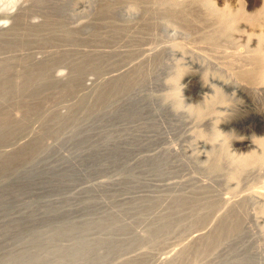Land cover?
Instances as JSON below:
<instances>
[{
  "label": "rangeland",
  "instance_id": "1",
  "mask_svg": "<svg viewBox=\"0 0 264 264\" xmlns=\"http://www.w3.org/2000/svg\"><path fill=\"white\" fill-rule=\"evenodd\" d=\"M91 1L92 0H40V1L39 0H0V23L6 24L7 26H10V25L13 26V23H14V26H15V23L17 24V22L19 20L18 24L20 27L19 26L18 27H19V29L22 28L23 30L22 29L21 30L25 32L26 30L28 31V29L31 30L27 25H25V22L27 23L30 20H37V21H41V22L44 21V23L42 25L44 26V24H45L48 28H50V32H59L58 34H60V36H61V34H63L62 38L61 37L53 38L52 42H50V41L44 42L41 40L38 41V40H33L31 38L28 39L26 36H24L19 40H14V41L10 42L11 45L13 46V48L10 51H8V48H6L4 46L0 49V71H1L0 72V75H1L0 76V104H1L0 105V112H2L1 113L2 115L0 114V116H1L0 117V150H2L3 152L6 150H8V151L12 150L14 148V146H16V143H18L20 141H22L24 143L23 140L29 139L28 137H30V139H32V142H31V140H29V141L25 140V142L27 141V143H30L31 145L29 146V144H28V146L23 149L24 151L23 150L20 151L21 149L18 150V148H17L15 151L16 153L15 154L13 153L9 157L3 156L1 158V155H0V170L3 171V174L0 171V174H1L0 175V264H9V263L13 264L15 262H17L15 264H18V261H19V264L20 263L21 264H26V263L33 264L34 260L32 261V259L34 256L35 257L39 256V259H40V256L42 258L49 257V258H47V260L49 259V264H144L145 262H146L145 264H147V263L148 264H156V261H157L156 257H158V255H159L158 258H160L161 256H164V255H165L164 257H166V255L168 256L169 253L165 252V251L170 250L171 248L174 249L175 252L172 249H171V251H169L170 252L169 255H171V254H174L177 252V250H175V249H178V251L181 250L182 248H180L179 246L181 245V247H184L183 245H186V243H188V241L190 240V239L188 240V238L190 236H192V232H193L192 230H194V231L196 230L195 233L193 232V235H194L196 233L202 232L200 230H205V231L210 230L209 227H214V229L211 228V230L212 229L213 230H215V229L221 230V228H223V227L215 225V224H212L214 226L207 225L204 228V225H206V224H202V222H197L199 226L196 225V223H194V224L191 223L190 224L191 226L189 224L187 226V224L186 225L185 224H178L176 222L175 223H167V224H151L150 222H148L145 219H138V217H139V203L137 204V201L130 202L128 199H134L137 197V195L141 194V191H142L141 188L137 187L136 183L132 182V180L127 181V180L119 179V178H121L120 177L121 175L118 176L119 171L118 172H116V171H117V169L119 170V168L116 165H113L111 170L103 172V174L102 173L95 174L96 172L94 173V170H93L94 168L92 166L93 165L92 164L93 158H92V149L91 148L93 147L92 146V142H93L92 141L93 140V127H92L93 126V119L92 118H93V114H94V104L95 103H94L93 98H91L92 92L89 91L90 88L92 91V82H91L92 80L91 79H96L98 77L108 78V76L110 77L111 75L116 74L117 70H120V68H122V64H123V66H125L126 63L129 62V61L127 62L126 60L131 61L127 65L131 64L132 62L133 63L136 61L138 62L140 60L139 58H141V52L142 51H140V50H142L144 48H148L149 45L147 44L148 46L145 45L146 47L145 46L143 47V45L140 46L137 44H129L126 40H123V42H121L117 38V36L119 35V34H117L118 31H117V33L112 34L111 40H109L108 42H104V43L101 41L100 42H98V41L94 42L95 40H94V38H93L94 36L92 35V32H91V27H87L85 29L86 31L84 33L82 30L81 31L82 35H81V33L79 34V32L77 34L74 32L71 33L72 35L74 34L73 35L74 37L70 34V32H66V33L63 32L70 27H74V26L82 25V24H87V25L90 24V22H91V14L90 13L92 12V10H91L92 9V4H91L92 2ZM237 1H239V2L237 3ZM36 2L37 3L39 2V3L37 4ZM230 2H231V4H233V6L236 4L237 5H245L246 8H249V9H247V12L250 11L249 13H251V12L256 13L257 11H253V10H255L256 8L259 9V7L263 3V0H230ZM13 3L18 4L17 6L24 5L27 8L24 6H23L24 9H22L23 8L22 6L21 7L19 6L20 10L18 9L17 6L15 8H13L12 7ZM186 5H184L185 10H183V7H182V9L178 8L179 10H182L183 12L182 11L179 12L178 9H177L178 11L175 9L179 18H177V16L175 17V15H176L175 11H174L175 14L173 13V15H172L171 14L172 12H171L169 15L174 16L175 18H177L181 22L183 21L184 29H186V31H189V33L191 34V36H190L191 38L193 37L192 39H190V37L188 39H186V42H185V40L181 41V42H183L182 44H184L183 47L176 49L174 51V53H176L178 51V53H176V56L179 57V56L184 55L185 57L184 56L182 57V58H184L183 60L184 61L187 60L186 62L188 63V65L192 64V65H189L190 67L187 65L189 67V68L187 67L188 71L190 72V70L192 69L191 72H193V73L190 72V74H189L190 77L188 78V80L190 79L191 81L189 80L188 81L189 84L188 83L185 84V86L186 85L187 86H186V88H185V86L183 87L184 90H182L183 91L182 94H183V99L184 98L186 99V100L184 99L186 103L190 104L192 101H194V102H192V104L197 105V104H200L202 102L201 100H203L206 93H208V92L204 91V93L202 95V93H201L202 91L200 90V85L202 83V82H200V81H202L201 79H203V82L207 81L206 78L204 79L205 76H202L203 73L205 72L204 69L206 67V65H203V63L201 62L203 59L202 57L205 56L207 54V52H210V49L211 48L213 49L214 45H216V44H214L215 43L214 40H211V38L209 36V34L214 33V29L210 28V25H212V23L207 22V20H205V18L207 16L205 17L204 14L197 11L195 9L196 6L194 4H192V5L188 4L187 6ZM28 7L29 8L31 7V9H29ZM187 7H189V8L187 9ZM192 7H195V8H192ZM25 8H26V10H25ZM186 9H187V11H186ZM8 10H11V15L12 14L15 15L14 13H18V14L21 13L22 14V12L24 11L23 12L24 17H22L21 15L16 16L17 15L16 14L15 16L18 17V19L15 20L16 17H15V19H14V17L12 18L11 15L9 14ZM188 11H190V12H188ZM64 14L65 15L67 14L68 16L66 17ZM46 15H48V16H46ZM185 15H187V16H185ZM61 16H62V18H61ZM187 18H188V20H187ZM207 19H208V21H210L209 17ZM56 20L57 21L59 20V22L61 20V22H62L61 25H64V26L61 27V25H59L60 23L58 24V22ZM21 22L25 25V26L23 25V27H25V28H23L21 26V24H22ZM241 22H240L241 28L245 27L247 29L248 33H250L253 30V27L248 26V25H251L249 22L244 21V20ZM63 23L67 24V26H66L67 28L65 27V24H63ZM53 24H57L58 28L56 26H54ZM16 26H15V28H17ZM186 26H187V28H186ZM60 27L62 28L61 29L62 33L59 30ZM53 28H55V29H53ZM63 28H66V29H63ZM24 29H26V30H24ZM171 32H170V34H172ZM25 33H28V32H25ZM64 33H65V35H64ZM67 33H68V36H67ZM69 34H70L71 38H68V37H70ZM178 35H179V32H178L177 36ZM180 35H181V33H180ZM185 35H183V36H185ZM75 36H77L79 38H77ZM194 37H197V40L200 39V41H196V39ZM198 37H199V39H198ZM59 38H60V40H59ZM66 38H68V39H66ZM189 39L194 40L195 42L190 41ZM180 40H182V39H180ZM188 40H189V42H188ZM211 43H213L214 45L213 44L211 45ZM193 45H194V47H193ZM219 46H221V45H219ZM215 47H217V46H215ZM239 49L244 50L243 47H241ZM98 50L108 51L111 53L107 56L103 55L101 60L96 59L97 61L95 63L94 62V60H95V57H94L95 54L94 53H96V51H98ZM116 52H118L119 55H117ZM195 52H197V54ZM179 53H181V54H179ZM86 54H87V57L85 56ZM93 54H94V56H93ZM202 54H204V55H202ZM45 55H48L46 60L44 61L45 63L42 62L45 65L43 66L42 63L39 64L41 67L39 69L40 71H38V70L34 71L35 69H37L36 66H38V64H36V66H35V63H31V65L33 64L31 66V65H29V63L31 61L33 62L32 59L34 57H42ZM124 55L126 56L125 59L122 58V56H124ZM189 55H190V57H189ZM195 55H196V58H194V59L196 60V63H195V60L193 58L191 59V57H195ZM198 55L202 59L198 58L197 57ZM93 57H94V59H93ZM179 58H180L179 61H182L181 57H179ZM179 58H177V59H179ZM197 60H199L200 63H197L198 62ZM22 61L25 63H22ZM27 61H29V62H27ZM192 61H194V62H192ZM184 63L185 62H183V64ZM187 63H185V64H187ZM27 64L29 65L28 68H26V66H28ZM198 64H199V66H198ZM46 65H47L46 69H48V70L45 69L46 72H44L45 70L43 69V67H45ZM120 65H121V67H120ZM194 65H197V66H194ZM201 65L203 68L198 70L197 74H196V72L194 73L195 69H193V68L196 67V69H199ZM223 67H225V66H223ZM144 70L147 71L146 69H144ZM201 70H204V71H202V74H201ZM145 71L139 72L138 74H129L125 78L123 83H120V82H117L114 84L109 83L108 85H110V86L107 85L104 88L105 91H104L102 100L105 97H108L109 99L116 98L118 96V92H120L122 89H123L122 92L128 93L129 91L134 90L139 84L140 85L137 87L136 92H138L142 95L144 94L145 97L151 98V99H152V96H154V97L160 96L161 92L156 91V89L154 88V85H151L149 83V79L147 80V75H146ZM222 71L224 72L225 70H222ZM36 72H38V73L41 72V73H39L41 75H39L38 73L37 74H38V76L41 77V80L43 78L44 83H41L42 81L38 78V76L36 77V75H37V74L35 75ZM43 73L45 75L50 74L53 77L50 78L51 76L50 77L45 76V75H43ZM225 73L227 74V72H225ZM52 74H54V75L55 74H57V75L61 74L59 76H62V74H63V76L65 75L64 78H66V77H67L66 79L70 78L69 80H71V81L69 82V80H67L68 82H66V80H64L66 83L63 84V82L62 83L59 82L57 84V81L55 82V80H53V78L57 75L54 76ZM108 74H110V75H108ZM192 74H194V75H192ZM34 75H35V77H34ZM42 76H45V77H42ZM2 77H6V78H2ZM30 77L32 80L30 79ZM46 77H47V79L49 77V79L47 80ZM199 77L200 78L202 77V78L200 79ZM35 78L36 79L38 78L39 81H41V82H39L38 80L34 81V80H36ZM150 78L152 81H154L155 72H152ZM211 79H210V81L213 80L212 82L218 81V79L216 77L213 78L212 80ZM46 81H51V84L48 82L46 83ZM52 82H54L55 84H53ZM88 84H91V85H88ZM86 85L90 86V87H86ZM242 86H245V85L243 84ZM245 88L247 90L241 89L239 92L236 90L237 93L233 90L235 92L234 93L235 99H234V97H232L234 99V100H232V98L229 97V98H231V101H235L237 103V101H239L240 99L241 100H240V102H238V104L231 102V104H230V106L232 107L231 110L229 108L230 106L227 108L228 110L231 111V112L229 111L230 112L229 115H232L234 112H236L235 109H237V112L234 113L231 117L229 116L228 119L226 120V123L223 125V126H225L226 129L224 127H222L225 130L226 136H228V138H226L227 141L229 142V140H230V142H232L231 145H233V146L231 147V149H233L234 147L237 148V146L240 147L239 145L241 143H243V140H251V139L255 140V138H254L255 136L257 138H261L264 136V134H263V132H264V121H263L264 120L263 119L264 118V109L262 110V108H264V106H262V104L264 103V95L263 94L260 95L261 93L259 91L254 90L253 89V88H255L254 86H252V88L251 87H245ZM40 89H41V91H40ZM231 90H230V92L232 94L233 91H231ZM199 91L201 94L199 93ZM31 92H32V94H31ZM34 92L36 94H34ZM228 92L229 91H227V93ZM252 92H253V94H252ZM254 92L255 93L257 92V94H255ZM50 93H52V94H50ZM198 93L200 95H198ZM56 94H57V96H56ZM123 94L124 93H122V95ZM246 94H248V95H246ZM251 94L253 96H251ZM48 95H50V96H48ZM228 95L230 96V94H228ZM241 95H243V96L246 95L247 97L245 96V97L241 98L242 97ZM38 96H40V97H38ZM187 96H191V97L187 98ZM237 96H239L240 98H238ZM28 97H30V98H28ZM46 97L49 100H47ZM18 98H21V99H18ZM51 98H53V99H51ZM42 99L43 100L45 99L48 103L46 101H43ZM195 99H197V100H195ZM260 99H263V100L261 101ZM23 100H24V103H23ZM26 100L27 101L29 100V101L27 102ZM102 100H100V102ZM111 100H114V99H111ZM188 100H191V102L190 101H189L190 103L187 102ZM12 101H13V103H12ZM38 101H39V103H38ZM250 101H252V102H250ZM253 101H254V103H253ZM259 101H261L263 103L261 104V102H259ZM30 102L34 103V105L28 104ZM243 102H244V104H243ZM249 102L251 103L252 106L249 104ZM3 103H5V105ZM6 103L8 105H6ZM43 103H45V104H43ZM49 103L50 104L52 103V104L50 105ZM101 103H103V102H101ZM242 104H243V106L241 107ZM13 105L16 107V109H15V107H13ZM237 105L240 107L238 108ZM51 106L53 109L52 108L50 109ZM44 107H46V108H44ZM4 108H6V109H4ZM26 108H29V110ZM38 108H39V110H38ZM20 109L22 110V112L24 114L22 112H21L22 115L20 114ZM232 109H234V110H232ZM239 109H241V110H239ZM32 110H34V111H32ZM46 110H47V112H46ZM9 111L13 112L14 114L11 113L12 114L11 115ZM27 111H29V112H27ZM59 111H61V113ZM232 111H234V112L232 113ZM37 112H38V114H37ZM48 112H50V114ZM58 112L61 115H59ZM226 112H228V111H226ZM45 114H47L48 117ZM112 114H113V116L111 118V122L108 123L109 124L108 132L106 134L107 138L109 137V140L111 143H113L116 140L117 136L122 132V130L124 128V125L121 122H119L118 116H115V111L112 112ZM259 114H260V116H259ZM10 116H11V119H10ZM14 116L16 117V119ZM17 116H18V118H17ZM19 117L21 119H19ZM1 118H3V120ZM23 119H25V120H23ZM29 119H31V120H29ZM9 120L12 122H9ZM25 121H27V122H25ZM17 122H19V123L21 122V123L19 124ZM262 123H263V125H262ZM11 124L12 125L14 124V125L12 126ZM17 124H19V126L21 125L20 127H22V129L18 128L19 126ZM15 125H16V127H14ZM227 125L229 126V129H228ZM233 126H234V128L231 129ZM259 126H261V127H259ZM7 127H10L11 129L7 128ZM189 127L192 128V126H190V125H189ZM36 128H38V129L35 131ZM200 128L203 129V127H200ZM256 128H257V130H256ZM51 129H53V131L56 130L55 133H53V131ZM223 129H222V131H223L222 133H224ZM32 131H35V132H33L34 134L32 133ZM46 131L48 132L47 135H46ZM37 132H39L40 134ZM260 132L262 133L263 136L261 135ZM190 133H191V130H189L186 133L187 135H185L184 138H182L183 140L178 139V138L173 139L172 141H174V143H176V144L173 143V145L175 147L181 148L180 144L181 145L182 144L183 145L184 144L190 145V142L192 141V143L195 142V144L193 143L194 145L191 148H193L192 150H194L196 152V150H195L196 147H194V146L195 145L199 146L200 145L199 141H201V140L203 142L207 141V138H209L211 136V135H208V136L206 135L207 137L205 136L203 138H200L201 140H196V141H198V142H196L195 138H193L194 136L193 137L191 136L193 133H191V135H190ZM234 133H237L238 135L234 134ZM257 133L260 135H258ZM55 134H57L58 136H56ZM225 134H223V135L225 136ZM43 135H46L47 137L46 136L43 137ZM251 135H253V136L255 135V136L252 138ZM31 136L32 137L34 136V137L32 138ZM50 136H51V138H50ZM248 137H249V139H248ZM184 139H185V141H184ZM237 139H239V140H237ZM4 140H6V141H4ZM43 140L45 142L46 141L47 142L45 143ZM177 140H179V141H177ZM235 140H236V142H235ZM43 142H44V144H43ZM52 142H54V143H52ZM233 142H235V144ZM14 143H15V145H14ZM208 143H210V141ZM41 144H43V145L41 146ZM50 145H52V146L50 147ZM53 145H54V148L52 149ZM201 145L199 146L200 148L197 146L199 152H196V154L205 150V149L203 150L204 147H201ZM33 146H35V147H33ZM44 146H48V147H44ZM11 147H12V149H10ZM49 147H50V149H49ZM30 148H31V150H30ZM201 148H202V151H200ZM240 148H238L239 152H241L242 150H243L242 151L243 153L248 152V151H245V148L242 150ZM2 151H0V152H2ZM26 151H28V152H26ZM41 151H42V153H41ZM194 151H192V152L195 154ZM206 151H209V148ZM30 152L32 153V155ZM27 155H28V158H27ZM188 155H191V154L188 153ZM29 156H31V159ZM3 158H4V160H3ZM26 159L29 161H27ZM37 159H38V161H37ZM9 160L11 163L9 162ZM24 161H27L28 163H30V161H32L34 166L32 163L27 164ZM192 161L193 160H190V158H189L186 161V162H188V165H189L188 167L186 166L183 170L181 169L182 171H180V172L178 171V173H176V174H171V175H168L166 177H163V178H161L160 181L156 182L155 186L152 188L154 193L158 196H162V195L164 196L165 195L164 191L167 189V187L169 185L173 186L175 183H179V182L187 184V186L195 185V184H207V185L211 186L212 190H213L212 191L213 193L209 192L208 194L218 193L220 195L218 197V194H216V196L218 198H222V195H223L224 197H226L227 199H231L232 201L234 199L237 200L239 195L242 196L245 194H250V193H253L255 190L264 191L263 190L264 188L261 189V187L259 185L260 183H258L256 181V177L255 178L253 177L255 173H258L257 170L251 171V173H252L251 175L247 174V173L245 174V176L243 175L244 177H242L241 183L237 187V184H236L237 180L236 179L229 181L227 184L225 182H223V181H226L225 171L221 172V173L224 172V174H222V175L220 174L219 170H215L213 172H207L206 170H204V166H203L202 170H198L192 165ZM24 163H26L30 168L27 165H25ZM16 166L18 167V169L16 168ZM3 167L7 170V173H9V174H5L6 170ZM25 167H27V168H25ZM14 168H16V169H14ZM12 169H14V171ZM187 169H188V171H187ZM112 170H114L113 173H112ZM10 171H12V173ZM217 171H219V172H217ZM114 175L116 177H114ZM117 179H119V180H117ZM221 179H223V180L221 181ZM102 180L109 182V183L106 182L107 186H105V183H104L105 181L102 182V183H104V187H103V184L99 183V181H102ZM120 180H122L123 184L120 182ZM253 180H255L254 181L255 185L253 184ZM96 182H98L99 184L97 183L98 184L97 187L94 188V186H96V184H95ZM221 182H223V183H221ZM228 184L231 188L237 187L235 189V191H230ZM257 184L259 186H257ZM86 185L88 187H91V188L87 187V189H85ZM99 185H100V188H99ZM81 187H84L83 189H85V190H81ZM219 189H221V190H219ZM85 194H87V195H85ZM90 195L91 196L93 195V196L91 197ZM82 196L84 199L82 198ZM111 197H112V199H111ZM226 198H224V199H226ZM109 200H110V202H109ZM115 200H117V201H115ZM29 203H30V205H29ZM123 203H125L124 207H126L127 209L123 208V206H121ZM192 203L193 202L190 203L187 201L186 203H184L183 207H179L178 205L173 203V205H170V209L168 211L170 213H173V215H176V217H177L178 215L180 216L181 214H183V215L184 214H192L193 212L199 211L203 208L202 206H197V205L195 206V203H193V204ZM121 207L123 208V211L119 210V209H122ZM28 208H30V209H28ZM256 208H258V207L248 206L247 208H244L240 212V217H239L240 225L237 224V226L238 225L239 226L235 227L236 230L235 229L230 230V231H228V233L225 232L226 230H228L227 227H226L227 229L223 228L222 232L218 231V230L217 231L212 230L214 232V234L212 232L211 236H213V237L210 236L211 238L210 237L206 238L208 241L204 240V242L202 241L201 244L200 243L194 244V246H196V249L194 248V250H193V248L188 247V250L186 252L187 255H184L185 252L182 251V252H184L183 253V256H185L184 258L181 255L182 252L181 253L179 252L177 255L175 254L176 259L180 258L178 256H180V255L182 256L181 259H178L179 261L177 260L175 263L176 264H236L238 262L239 263L245 262L247 264H264V228L262 225H257V223H255V221L252 218V215H255L258 211V209H256ZM27 209L29 211L25 212V210H27ZM117 209H118V212H117ZM102 210H104V211H102ZM114 211L117 213L114 214L113 213ZM27 212L32 213L31 214L32 216L30 215L31 217H28ZM216 212L214 211V213H216ZM20 213L21 214L23 213L24 215L22 214L23 215L22 216ZM44 213H46V214H44ZM109 213L112 215H110ZM38 214L39 215L41 214L42 216L44 214V217H41V215L39 217ZM17 215H18V217H17L18 219L16 217L14 218V216H17ZM26 215H27V217H25ZM112 217L113 218L115 217V219H118L117 224H111L112 220H115V219H111ZM12 218H14V219H12ZM102 220H104L105 222H103ZM99 221L102 222V226H96V229H95L93 226L95 224H92V223H97ZM81 222H84V224L82 223V225H81L82 228H79L76 233H73L72 229L69 226L73 223H81ZM85 222H86V224H89V225H86ZM119 222H120V224H119ZM55 224L56 225L61 224V225H59L61 227L58 230L56 229L55 233L51 232L48 234L49 236L46 235L47 232H50V230L52 231V228L56 227ZM103 224L105 227L103 226ZM105 224L107 225V227ZM51 225L52 226L54 225V226L52 227ZM200 225L201 226L203 225L202 226L203 228ZM50 226L52 227L51 229L49 228ZM108 227H110V228H108ZM206 227H208L209 229ZM47 228H48V230L46 231ZM32 229H34L35 231H38V232L36 233ZM10 231H12L13 233L12 232L10 233ZM32 231H34V232H32ZM44 231L46 234L44 233ZM88 231L90 234L87 233ZM190 231H191V234L189 236ZM187 232H188V235H187ZM29 233H30V235H29ZM53 233H54V235H51ZM222 233H224V234H222ZM42 234L46 235L47 238H49L50 235L52 236V238L50 237L51 239L49 238L50 240L47 239L49 242H51V244L47 241L48 244H50L48 249H47V247H44V249L42 247L43 250H40V253L42 255L39 252H38V255H36L35 250H31V251H34L35 255H34V253L31 254L30 249L35 247L34 246L35 240H38L36 238L38 236H39L38 238H40L42 236ZM87 234H89V235H87ZM31 235L32 236L35 235V236L32 238V237H30ZM29 237L32 238V240H34L33 241L34 243L32 246H31L32 240L28 239ZM87 237H89V238H87ZM182 237L184 239L183 241L181 240ZM24 238L28 239V241L24 240ZM209 238H210V240H209ZM79 240H83L84 242H87L89 240V242H90L89 244H91V245L88 244V246L91 247L90 252L92 254L89 253L91 259L89 258V260H88V257H87L85 262L80 261V263H77V261L79 262V260H77L75 262V261H72L69 259L70 254L67 250V247L68 248L74 247V245L76 243H78ZM29 241H30V244L27 243ZM95 241L96 242L98 241L97 242L98 244H96ZM206 241L208 243H210V241H211L212 244L210 243L211 244L210 245ZM111 242H113V243H111ZM180 242L181 243L184 242V243L180 244ZM221 242H223L225 245H223ZM22 244L31 247L30 249H28L30 251L29 255H25L24 253H22L23 252L22 250L24 247V245L22 246ZM177 244H180V245L177 246ZM205 244H206V246H205ZM46 245L44 244L43 246H46ZM173 245H174V247H173ZM198 245H201L200 248H197ZM216 245H219L218 247H222V246L223 247L222 248L217 247L219 249L218 250V249L214 248V246H216ZM56 246H59V247L64 246L65 250H67V252H65L63 249V252L61 251L62 253L58 252V254L53 255L52 251H53V248ZM184 248H186V247H184ZM191 249L194 252H191L190 251ZM213 249H215V252L218 255L214 254L215 253L214 251H213L214 253L212 254L211 250H213ZM28 250H26L27 251L26 254L28 253ZM140 250L145 252V253H148L149 251H151V255H149L150 253H148L147 255L143 256V258H142V257L137 255V253L138 254L141 253ZM195 250H197V251H195ZM146 251H148V252H146ZM172 251H173V253H172ZM24 252H25V249H24ZM162 253H165V254H162ZM166 253H168V254H166ZM63 254H64V256H63ZM14 255H15V257H14ZM98 255H100V256H98ZM154 255H156V256H154ZM18 256H20V257L17 258ZM23 257H28V258H23ZM37 257L35 258L36 261L38 260ZM51 257H52V259H51ZM153 257H155L154 260H153ZM5 259L8 260V262ZM12 259L14 260V262H11ZM28 259H31V260H28ZM29 261H31V263H29Z\"/></svg>",
  "mask_w": 264,
  "mask_h": 264
},
{
  "label": "bare ground",
  "instance_id": "2",
  "mask_svg": "<svg viewBox=\"0 0 264 264\" xmlns=\"http://www.w3.org/2000/svg\"><path fill=\"white\" fill-rule=\"evenodd\" d=\"M91 2H92L91 3L92 4V9H91L92 12L90 13L91 14L90 24L89 25L82 24V25L70 27L63 32H65V33L70 32V34L73 32L77 34L79 32V34H80L82 30L84 33L86 31L85 29L87 27H91V32H92V35L94 36L93 38L95 40L94 42H97V41L100 42L101 41L104 43V42H108L109 40H111L112 34L117 33V31H118L117 34H119V35L117 36V38L121 42H123V40H126L129 44H137L140 46L143 45V47L145 45L146 46L149 45L148 48H144V49L140 50L142 52H141V58H139L140 60L138 59L139 60L138 62L135 60L136 62H134V63L132 62L131 64L127 65L131 61L126 60L127 62L128 61L129 62L126 63L125 66H123V64H122V68H120V70H117L116 74H113L110 77L108 76V78L98 77L96 79H91L92 80L91 81L92 82V91H91V88L89 91L92 92L91 98H93L94 103H95L94 104V114H93V118H92L93 119V126H92L93 127V140H92L93 141L92 142L93 147L91 148L92 149V158H93L92 159V161H93L92 166L94 168L93 169L94 173L96 172L95 174H97V173L103 174V172L111 170L113 165L118 166L119 170L117 169L116 172L119 171L118 176L121 175L120 176L121 178H119V179L127 180V181L132 180V182L136 183L137 187L141 188V190H142L141 194L137 195V197L134 199H128V200L130 202L137 201V204L139 203V217H138V219H145L148 222H150L151 224H167V223H175L176 222L178 224H185V225L187 224V226H188V224L190 225L191 223H193V224L196 223V225H198L197 222H202V224H206V225H204V228H205V226H207V225L210 226L212 224L221 226L223 228L227 227L228 230H226L225 232L228 233V231H230V230H233V229L236 230L235 227L237 226V224L240 225V219H239L240 212L244 208H247L248 206H253V207L256 206V207H258V208H256V209H258V211L255 215H252V218L255 221V223H257V225H262L264 228V191L255 190L253 193H250V194H245L242 196L239 195L238 199L236 198L237 200L234 199L232 201L231 199H227L226 197H224L222 194L221 195H222L223 199L218 198L220 196L218 193H216V194H218V197L216 196V194H212L213 193L212 187L207 185V184H195V185L187 186V184H184L181 182L175 183L173 186L169 185L167 187V189L164 191L165 192L164 196L163 195L162 196L156 195L152 189L155 186L156 182L160 181L161 178L166 177V176L171 175V174H176V173H178V171L179 172L182 171L186 166L188 167L189 165H188V162H186V161L189 158H190V160H193L192 165L198 170H202L203 166H204V170H206L207 172H213L215 170H219L220 174L222 175V174H224V172L223 173H221V172L225 171L227 182L226 181H223V182H225L227 184L229 181L236 179L237 180V182H236L237 187L241 183V179H242V177L245 176L246 173L251 175L252 174L251 171L257 170L258 173H255L253 177L254 178L256 177V181L258 183H260L259 185H260L261 189L264 188V136L262 135V133L260 132L263 137L257 138L255 135H254L255 137L253 135H251V137L252 138L254 137L255 140H252V139L251 140H243V143H241L239 145L241 148L237 146V148L234 147L233 149H231V147L233 146V145H231L232 142H230V140H229L230 143L227 141L226 138H228V136H226L225 130L222 128V127L225 128V126H223V125L226 123V120L228 119V117L229 116L231 117L234 113L237 112V109H235L236 112L232 111V113L233 112L234 113L232 115H229L231 112L230 110L232 108L230 106L231 102L238 104V102H240V100H241L240 99L239 101H237V103L235 101H231V98L234 97V95H235L234 93L236 92V90L239 92L241 89L245 90L246 89L245 87H251L252 88V86H254L255 88L257 87L256 89L253 88L254 90L259 91L261 93L260 95H262V94L264 95V0H263L262 5L259 7V9L256 8L255 10H253V11H257L256 13H252V12L249 13L250 11L247 12V9H249V8H246L245 5H237L236 4L233 6V4H231L230 0H92ZM238 2L239 1H237V3ZM186 4L187 5L188 4H191V5L194 4L196 6V8L195 7H192V8H195L197 11L204 14L205 17L207 16L206 18L204 17L205 20H207V22H211L212 25H210V28L214 29V33L209 34V36H210L211 40H214V42H215L214 44H216V45H214L213 43H211V45L212 44L214 45V48L213 49L209 48L210 52L206 51L207 54L202 57L203 59L201 57H199V55L197 56L198 58L202 59V61L201 60L200 61L203 63V65H206V67L204 69L205 74L203 73L202 76H205L204 79L206 78L207 81L203 82V79H201L202 77L201 78L199 77L202 80V81H200V82H202L200 85V90L202 91L201 92L202 95H203L204 91L208 92V93H206V95L204 94L205 96H204L203 100H201L202 102L200 101L201 103L197 104V105L192 104V102H194V101L191 102V100L187 101V102L190 101L191 102V103L189 102L190 104L186 103L185 102L186 99L185 98H184L185 100L183 99V94H182V92H183L182 90H184L183 87L185 86V84H187V83L189 84L188 81L190 79L188 80V78L190 77L189 74L192 71V69L189 72L188 68L190 67L189 65H192V64L188 65V63L186 62L187 60L186 59H185L186 61L183 60L184 58H182V57L184 55L182 54L183 56H179V57H181L183 62L187 63V64H185V63L183 64L182 61H179L180 58L178 56H176V53H178V51L176 53H174V51L176 49L183 47L184 44H182L183 42H181V41L185 40V42H186V39H188L191 36L189 31H186V29H184L183 21L181 22L177 19L179 17L175 11V9L176 10L178 8L182 9V7H183V10H185L184 5H186ZM17 5L18 4L13 3L12 7L15 8ZM19 6H17L18 9L21 6L23 7L24 5H21L20 7ZM24 7H26V6H24ZM24 7L22 9H24ZM26 8H25V10H26ZM188 8L189 7H187V9ZM29 9H31V7ZM187 9H186V11H187ZM174 11L176 13L175 17L177 16V18L172 16ZM180 11H182V10H179V12ZM190 11H188V12H190ZM8 12L11 15V10H8ZM23 12H22V14L21 13H19V14L14 13V14L15 15L17 14L16 16L21 15L22 17H24ZM170 13L172 14L171 16L169 15ZM15 15L12 14L11 17L12 18L14 17V19H15V17H16ZM46 16H48V15H46ZM65 16L67 17L68 15L66 14ZM185 16H187V15H185ZM208 17L210 18L209 19L210 21H208V19H207ZM61 18H62V16H61ZM17 19H18V17H16L15 20H17ZM187 20H188V18H187ZM243 20L247 21L251 24L248 26L253 27V30H252L253 32L250 30L251 32L248 33V31L245 27H243L245 30L243 28H241L240 22ZM18 22H19V20H18ZM18 22H17V24H18ZM57 22H58V24L60 23L59 25L62 24L61 20H60V22H59V20ZM43 23H44V21L41 22V21H37V20H30L27 23L25 22V25H27L31 29V30L28 29V31L26 29H24V30H26L25 32H28V33H25L24 31H22L23 30L22 28H21L22 30L19 29V27H20L19 24L17 25L15 23V26L17 25L16 26L17 28H15L14 23H13V26H11V25L7 26L6 24L0 23V49L4 46V47L8 48V51H10L13 48V46L11 45L10 42H12L14 40H19L24 36H26L28 39L31 38L33 40H38V41L41 40L44 42H49V41L52 42L53 38H58V37L62 38L63 34H61V36H60V34H58L59 32H50V28H48L45 24L43 26L42 25ZM65 23H63V24H65ZM23 25L24 24L22 23L21 26L23 27ZM53 25L57 27V24H53ZM63 26L64 25H61V27H63ZM66 26H67V24H65V27ZM61 27L59 29L60 32L62 31ZM23 28H25V27H23ZM66 28H63V29H66ZM186 28H187V26H186ZM53 29H55V28H53ZM170 32L172 34H170ZM178 32H179V35H178L179 37L177 36ZM65 33H64V35H65ZM180 33L182 36L180 35ZM70 34H69V36H70ZM81 35H82V33H81ZM183 35H185V36H183ZM67 36H68V33H67ZM75 37H77V36H75ZM199 37H198V39H199ZM68 38H71V36ZM68 38H66V39H68ZM77 38H79V37H77ZM192 38L190 37V39H192ZM194 38L196 39V41H200V39L197 40V37H194ZM180 39H182V40H180ZM59 40H60V38H59ZM189 40H188V42H189ZM190 41H194V40H190ZM219 45H221V46H219ZM215 46H217V47H215ZM193 47H194V45H193ZM241 47H243L244 50H240L239 48H241ZM110 53L111 52L102 51V50L96 51V53H94L95 56L93 54V56L95 57L94 62L96 63L97 60L102 59L103 55L107 56ZM195 53L197 54V52H195ZM87 54L85 55L86 57H87ZM116 54L119 55L118 52H116ZM179 54H181V53H179ZM202 55H204V54H202ZM47 56L48 55H45L42 57H34L32 59L33 62L31 61L29 63V65H31V63H35V66H36V64H38V66H36L37 69L34 68L35 69L34 71H37V70L40 71L39 69L41 67L39 64L44 62L46 60ZM94 57H93V59H94ZM176 57L179 59H177ZM189 57H190V55H189ZM122 58L125 59L126 56L124 55V56H122ZM192 58L193 59L196 58V55H195V57H191V59ZM197 61H198L197 63H200L199 60H197ZM27 62H29V61H27ZM192 62H194V61H192ZM22 63H25V62L22 61ZM44 63H42L43 66L45 65ZM195 63H196V60H195ZM29 65L28 66L25 65L26 68H28ZM194 66H197V65H194ZM198 66H199V64H198ZM223 66H225V67H223ZM120 67H121V65H120ZM46 68H47V65L45 67H43L44 70ZM201 68H203L202 65L200 66L199 69H196V67L193 68L196 70V71L194 70V73L196 72V74H197L198 70H200ZM144 69H146L147 71H145ZM46 70H48V69H46ZM46 70L44 72H46ZM142 70L146 72L147 80L149 79V83L151 85H154V88L156 89V91L161 92L160 96H157V97L152 96V99L145 97L144 94H143L144 95L143 96L142 94L136 92L137 87L140 85L139 84L134 90L129 91L128 93L122 92V90H123L122 89L120 92H118V96L116 98H111L114 100H111L108 97H105L102 100V97H103V94L105 91L104 88L109 83L110 84H114L117 82L123 83V81L125 80V78L129 74H138L139 72H143ZM204 70H201V74H202V71H204ZM222 70H225V71L223 72ZM152 72H155L154 81H152L150 78ZM225 72H227V74ZM37 73L38 72H36L35 75ZM39 73H41V72H39ZM191 73H193V72H191ZM38 74L36 75V77L38 76ZM35 75H34V77H35ZM39 75H41V74H39ZM43 75H45V74L43 73ZM52 75H54V74H52ZM55 75H57V74H55ZM59 75H61V74H59ZM59 75H57L53 78V80H55V82L57 81V84L59 82H61V83L63 82V84H64V83L68 82L67 80L70 79V78L66 79L67 77L64 78L65 75L63 76V74H62V76H59ZM108 75H110V74H108ZM192 75H194V74H192ZM45 76L50 77L51 75L46 74ZM45 76H42V77H45ZM49 77H48V79H49ZM52 77L53 76H51L50 78H52ZM215 77L218 79V81L212 82L213 81L212 79ZM2 78H6V77H2ZM38 78L41 80L40 76H38ZM38 78L37 79L35 78L36 80H34V79L33 80L39 81ZM30 79H31V77H30ZM46 79H47V77H46ZM210 79L212 81H210ZM64 80H66V82ZM41 81H39V82L44 83L43 78ZM70 81L71 80H69V82ZM47 82L51 84V81H46V83ZM52 83L55 84L54 82H52ZM243 84L245 86H242ZM88 85H91V84H88ZM108 86H110V85H108ZM186 86H185V88H186ZM86 87H90V86L86 85ZM230 90L231 91L234 90L235 92L233 91V93L231 94ZM40 91H41V89H40ZM227 91H229L230 93L229 92L227 93ZM52 93H50V94H52ZM122 93H124V94L122 95ZM199 93H200V91H199ZM199 93H198V95L201 94V93L200 94ZM31 94H32V92H31ZM34 94H36V93L34 92ZM228 94H230V96ZM248 94H246V95H248ZM252 94H253V92H252ZM252 94H251V96H253ZM255 94H257V92ZM48 96H50V95H48ZM56 96H57V94H56ZM241 96H242L241 98L245 97L243 95H241ZM38 97H40V96H38ZM188 97H191V96H187V98ZM229 97H231V98H229ZM237 97L240 98L239 96H237ZM28 98H30V97H28ZM18 99H21V98H18ZM46 99H47V97H46ZM51 99H53V98H51ZM234 99H235V97H234ZM234 99L232 98V100H234ZM47 100H49V99H47ZM100 100H102L101 102H103V103H101ZM195 100H197V99H195ZM260 100L262 101L263 99H260ZM43 101H46V100L44 99ZM261 101H259V102H261ZM31 102L28 104L34 105V103H31ZM244 102H243V104H244ZM250 102H252V101H250ZM250 102H249V104L251 105ZM12 103H13V101H12ZM23 103H24V100H23ZM38 103H39V101H38ZM253 103H254V101H253ZM262 103L263 102H261V104ZM3 104L5 105V103H3ZM43 104H45V103H43ZM243 104L241 105V107L243 106ZM6 105H8V104L6 103ZM262 106H264V103L262 104ZM13 107H15V106L13 105ZM224 107L226 109L229 107L230 110H228V109L226 110ZM237 107L239 108L240 106L237 105ZM29 108H26V109L29 110ZM44 108H46V107H44ZM51 108H52V106L50 107V109ZM4 109H6V108H4ZM15 109H16V107H15ZM263 109L264 108H262V110ZM38 110H39V108H38ZM225 110L228 112L230 111V112L228 113ZM232 110H234V109H232ZM239 110H241V109H239ZM32 111H34V110H32ZM114 111H115V116H118L119 122H121L124 125V128H123L122 132L117 136L116 140L113 143H111L109 140V137L107 138L106 134L108 132V126H109L108 123L111 122V118L113 116L112 112H114ZM9 112H10V114L11 113L14 114L11 111H9ZM21 112H22V110L20 109V114H21ZM27 112H29V111H27ZM38 112H37V114H38ZM46 112H47V110H46ZM59 112L61 113V111H59ZM59 112H58V114H59ZM1 113L2 112H0V114ZM48 113L50 114V112H48ZM45 115L47 116V114H45ZM59 115H61V114H59ZM259 116H260V114H259ZM20 117H19V119H21ZM17 118H18V116H17ZM1 119L3 120V118H1ZM10 119H11V116H10ZM15 119H16V117H15ZM23 120H25V119H23ZM29 120H31V119H29ZM9 122H12V121L9 120ZM25 122H27V121H25ZM17 123H19V122H17ZM19 124H17V125L19 126ZM189 125L192 126V128L189 127ZM262 125H263V123H262ZM20 126L18 128L22 129V127H20ZM14 127H16V125ZM200 127H203V129H201ZM259 127H261V126H259ZM7 128H10V127H7ZM233 128H234V126L231 129H233ZM37 129L38 128H36L35 131ZM53 129H51V130L53 131ZM222 129L224 130V133H222L223 132ZM228 129H229V126H228ZM189 130H191V133H193L192 135L190 133V135L192 137L194 136L193 138H195V141L201 140L200 138H203L206 135L207 136L211 135L209 138H207V141L208 142L210 141L211 144L208 143L207 141H204V142L202 140L199 141L200 142L199 144L200 145L202 144L201 147H204L203 150L204 149L205 150L202 151V148H201V150L199 149L202 152H200L198 154H196V152H199L198 148H197L198 145L194 146V147H196V149L194 148L196 150V152L194 150H192L193 148H191L195 144V142H193L194 143L193 144L192 141L190 142V145H187V144L181 145L180 144L181 148L175 147L173 145L174 141H172V140L175 138L176 139L177 138L178 139L184 138V136L187 135L186 133ZM256 130H257V128H256ZM35 131H32V133ZM55 131L56 130H54L53 133H55ZM37 133H39V132H37ZM47 133L48 132L46 131V135H47ZM223 134H225L226 137ZM234 134H237V133H234ZM263 134H264V132H263ZM46 135H43V137ZM55 135L58 136L57 134H55ZM258 135H260V134H258ZM28 138L29 139H25V140H27V141L31 140V142H32V139H30V137H28ZM50 138H51V136H50ZM248 139H249V137H248ZM25 140H23L24 143L22 141H20L21 143L15 142L16 146H14L15 145V143H14V145H13L14 148L12 149L13 146L10 148L12 150L8 151L5 149L6 151H4V152L2 150H0V151H2V152H0L1 158L3 156L9 157L13 153L15 154L16 153L15 151L17 148H18V150L21 149L20 151H22L24 148H26L28 146V144L30 146L31 144L27 143V141L25 142ZM237 140H239V139H237ZM4 141H6V140H4ZM177 141H179V140H177ZM184 141H185V139H184ZM44 142H43V144H44ZM196 142H198V141H196ZM235 142H236V140H235ZM235 142H233V143L235 144ZM52 143H54V142H52ZM43 144H41V146ZM174 144H176V143H174ZM48 146H44V147H48ZM51 146L52 145H50V147ZM33 147H35V146H33ZM50 147H49V149H50ZM31 148H30V150H31ZM53 148H54V145H53L52 149ZM206 148L207 149L209 148V151H206L207 150ZM238 148H240L241 150L245 148V151H248V152L244 151L245 153H243L242 152L243 150H242L241 151L242 153H241L238 151L239 150ZM191 150L194 151L195 154ZM26 152H28V151H26ZM41 153H42V151H41ZM188 153L191 155H188ZM28 155H27V158H28ZM31 155H32V153H31ZM29 157L31 159V156H29ZM3 160H4V158H3ZM27 161H29V160H27ZM27 161H24V162H26L27 164L32 163V161H30V163H28ZM37 161H38V159H37ZM9 162H10V160H9ZM26 163H24V164L27 165ZM33 166H34V164H33ZM16 168L18 169L17 166H16ZM16 168H14V169H16ZM25 168H27V167H25ZM14 169H12V170L14 171ZM188 169H187V171H188ZM113 171L114 170H112V173H113ZM219 171H217V172H219ZM1 172L3 174V171H1ZM10 172L12 173V171H10ZM5 174H9V173H7V170H6ZM114 177H116V176L114 175ZM119 179H117V180H119ZM122 180H120L121 183H122ZM222 180L223 179H221V181ZM104 181L105 180L99 181V183L103 184V187H104V183H105V186H107L106 182H108V181H105V182ZM254 181L255 180H253V184H254ZM102 182H104V183H102ZM223 182H221V183H223ZM97 183L98 182L95 183L96 186H94V188L97 187V185L99 184V183L98 184ZM229 184H228V186H229ZM259 185L257 184V186H259ZM87 187L88 186L86 185L85 189H87ZM83 188L84 187H81V190H85ZM88 188H91V187H88ZM99 188H100V185H99ZM236 188H231L229 186L230 191H235ZM219 190H221V189H219ZM209 192H212V193L208 194ZM85 195H87V194H85ZM83 196H82V198H83ZM224 198H226V199H224ZM111 199H112V197H111ZM110 200H109V202H110ZM115 201H117V200H115ZM187 201L190 203L193 202V203H195V206L196 205L202 206L203 208L199 211L193 212L192 214H184V215L181 214L180 216L178 215L177 217H176V215H173V213H170L168 211L170 209V205H173V203L178 205L179 207H183L184 203H186ZM125 203H123L121 205V206H123V208H126V207H124ZM29 205H30V203H29ZM123 208L119 209V210L123 211ZM28 209H30V208H28ZM28 209L25 210V212L29 211ZM102 211H104V210H102ZM115 211L113 212L114 214L118 212V209H117V212H115ZM214 211L215 212L217 211V212L214 213ZM31 214L32 213H28L27 214L28 217H31L32 216ZM44 214H46V213H44ZM44 214H43V216L40 214L41 217H44ZM27 215L25 217H27ZM40 215H39V217H40ZM110 215H112V214H110ZM15 217L17 218L18 215L14 216V218ZM14 218H12V219H14ZM111 219H115V217L114 218L112 217ZM117 220L118 219L112 220L113 223L111 222V224H117L118 223ZM102 221L105 222L104 220H102ZM82 223L84 224V222L73 223L69 227L72 229L73 233H76L79 228H82L81 227ZM85 224H86V222H85ZM92 224H95V225H93L95 229H96V226H102V222H100V221L97 223H92ZM119 224H120V222H119ZM57 225L55 224L56 227H54V228H52L54 225L53 226L51 225L52 227L50 226L49 228L50 229L52 228V231L49 229L50 232H47V234H46L44 231V233L46 235H48L51 232L55 233L56 229L58 230L61 227V226H59L61 224H59L58 226ZM86 225H89V224H86ZM103 226H104V224H103ZM212 226H214V225H212ZM106 227H107V225H106ZM108 228H110V227H108ZM206 228H208V227H206ZM209 228H210V230H211V228L214 229V227H209ZM223 228H221V230H218V229H215V230L212 229V230L213 231L218 230V231L222 232ZM32 230H34V229H32ZM47 230H48V228L46 229V231ZM210 230H206V231L200 230L202 232L199 231L200 233H196L194 235H193V232L195 233L196 230L195 231L192 230L193 231L192 236H190V234H191V231H190L189 232L190 237L188 236L189 237L188 240L189 239L190 240L188 241V243H186V245H183L186 248L181 247L180 244H183L184 242L183 243L180 242V244H177V246L180 245L179 247L182 248L181 250L178 251V249H175V250H177V252L174 254H171V255H169L170 254L169 251H171L172 248L170 250L165 251V252L169 253V254L166 253V254H168V256L166 255V257H164L165 256L164 255V256H161L160 258H158L159 257V255H158V257H156L157 258L156 264H176L175 262L178 259H181L184 252H185L184 255H187L186 252L188 250V247H191L194 250V248L196 249V246H194V244H198V243L201 244L202 241L204 242V240H207L206 238L210 237L212 232H213L212 230L211 231ZM34 231H32V232H34ZM11 232L12 231H10V233ZM35 232L37 233L38 231H35ZM54 233L51 235H54ZM87 233H89V231ZM89 234H87V235H89ZM213 234H214V232H213ZM222 234H224V233H222ZM29 235H30V233H29ZM46 235L42 234V236L40 238H38L39 236L37 238L35 237L38 240H35V244H34L35 247L32 249H30L31 248L30 246L22 244V246L24 245V247H25V248L23 247L22 253H24L25 255H29L30 254L29 252L31 250H35L36 255H38V252L40 253V250H43L44 247H47V249H48L49 245L51 244V242H49L48 240H50L52 238V236L50 235L51 238L49 237L50 238L49 239L46 237ZM187 235H188V232H187ZM34 236L31 235L30 237L33 238ZM30 237L28 239L32 240V238H30ZM211 237H213V236H211ZM87 238H89V237H87ZM210 238H209V240H210ZM28 239L24 238V240H26V241H28ZM181 240L182 241L184 240L183 237L181 238ZM30 241L27 243L30 244ZM33 241L34 240H32L31 246L34 243ZM47 241L50 244H48ZM87 242H84L83 240H79V242L76 243L74 245V247H72V248L67 247V250L70 254L69 259L72 261H75V262L77 260H79V262L77 261V263H80V261L85 262L87 257L89 260V258H90L89 253L90 254H92V253L90 252L91 247L88 246V244L90 243L89 240ZM97 242H96V244H98ZM111 243H113V242H111ZM210 243L212 244L211 241H210ZM210 243H208V244H210ZM221 243L223 245H225L223 242H221ZM44 244L45 245L47 244V245L43 246ZM206 244H205V246H206ZM89 245H91V244H89ZM198 246H197V248H200L201 245H198ZM218 246L219 245H216V246H214V248L218 249V248L223 247V246L222 247H218ZM42 247H43V249H42ZM173 247H174V245H173ZM24 249H25V252H24ZM28 249H30V251ZM63 249L65 252H67V250H65L64 246L63 247L56 246L53 248L52 254L53 255L58 254V252L62 253ZM215 249L211 250L212 254L215 252ZM26 250H28L27 254H26V252H27ZM172 250L174 251V249H172ZM193 250L191 249L190 251L194 252ZM173 251H172V253H173ZM182 251H184V252H182ZM195 251H197V250H195ZM146 252H148V251H146ZM179 252L180 253L182 252L181 253L182 256L180 255V256H178L180 258L177 257L178 259H176L175 254L177 255ZM33 253H34V251H31V254H33ZM35 253H34V255H35ZM148 253H150L149 255H151V251H149ZM148 253L141 251V253L140 254L137 253V255L143 258V256L147 255ZM162 254H165V253H162ZM214 254H217V253L215 252ZM63 256H64V254H63ZM98 256H100V255H98ZM154 256H156V255H154ZM14 257H15V255H14ZM19 257L20 256H18L17 258H19ZM34 257H33V259L31 258L32 261L34 260L33 264H49V259L47 260V258H49V257L42 258L40 256V259H39V256L38 257L36 256L38 258L37 261L35 259L36 257L35 258ZM184 257L185 256H183V258ZM23 258H28V257H23ZM154 258L155 257H153V260H154ZM31 259H28V260H31ZM51 259H52V257H51ZM6 261L8 262V260H6ZM11 262H14V260L12 259ZM15 263H17V262H15ZM15 263H13V264H15ZM29 263H31V261H29ZM18 264H19V261H18ZM26 264H28V263H26ZM236 264H247V263H245V262L239 263L238 262Z\"/></svg>",
  "mask_w": 264,
  "mask_h": 264
}]
</instances>
